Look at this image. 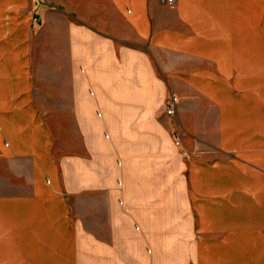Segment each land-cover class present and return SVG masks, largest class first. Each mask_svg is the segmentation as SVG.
<instances>
[{
    "label": "crops",
    "instance_id": "crops-1",
    "mask_svg": "<svg viewBox=\"0 0 264 264\" xmlns=\"http://www.w3.org/2000/svg\"><path fill=\"white\" fill-rule=\"evenodd\" d=\"M0 264H264V0H0Z\"/></svg>",
    "mask_w": 264,
    "mask_h": 264
},
{
    "label": "rangeland",
    "instance_id": "rangeland-1",
    "mask_svg": "<svg viewBox=\"0 0 264 264\" xmlns=\"http://www.w3.org/2000/svg\"><path fill=\"white\" fill-rule=\"evenodd\" d=\"M170 94H173V93H170ZM44 102L53 103V102H56V100L47 99V100H44ZM44 109L47 111V117L50 120L55 119V121L50 122V125L54 129L56 135L59 137L58 141L61 142L62 150L65 151L66 142H67L66 134L69 129V124L65 122V119L67 117L66 108L48 106ZM172 138H173V135H172Z\"/></svg>",
    "mask_w": 264,
    "mask_h": 264
},
{
    "label": "built area",
    "instance_id": "built-area-1",
    "mask_svg": "<svg viewBox=\"0 0 264 264\" xmlns=\"http://www.w3.org/2000/svg\"><path fill=\"white\" fill-rule=\"evenodd\" d=\"M167 3H172L173 0H166ZM177 104H178V98L174 94H169L164 101V109L165 113L167 116H173L176 113L177 110ZM173 142L175 146H179V140L178 138L174 135L173 136ZM119 185V182H118Z\"/></svg>",
    "mask_w": 264,
    "mask_h": 264
}]
</instances>
